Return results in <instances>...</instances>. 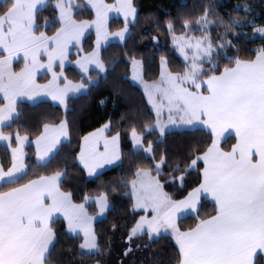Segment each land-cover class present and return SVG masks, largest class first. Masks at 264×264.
I'll return each mask as SVG.
<instances>
[{
	"label": "snow or ice",
	"instance_id": "1",
	"mask_svg": "<svg viewBox=\"0 0 264 264\" xmlns=\"http://www.w3.org/2000/svg\"><path fill=\"white\" fill-rule=\"evenodd\" d=\"M87 4L94 10V18H77L80 6L76 0H7L0 9V94L6 101L0 107V141L10 148L9 159L0 160V264H63L56 258L60 235L54 227L61 218L66 221L67 234L82 238L80 250L98 253L97 216L115 210L108 192L94 198L84 196L83 203H76L72 192L62 190L66 169L58 167L49 175L29 179L25 161L29 136L20 129L14 134L5 131L9 122L21 115L17 106L20 97L36 100L46 95L63 106L64 115L55 124L44 123L36 136L37 166L51 164L65 141L71 147L70 94L99 84L90 75L93 66L105 80L110 72L116 73L119 61L106 64L102 49L113 37L124 41L140 19L134 0H118L116 4L87 0ZM218 6L209 0L195 6L202 14L178 18L179 35L176 26L167 23L174 48L185 61L182 71H173L167 57L162 56L159 78L149 82L144 79V61L129 57L132 79L143 86L146 103L151 106L149 113H155L151 121L140 119L141 113L129 121L133 156L123 155V127L116 130L111 121L83 136L81 147L72 154V160L83 165L90 176L105 165L128 161L131 179L120 181L119 187L129 189L125 195L130 197L133 213H142L129 228L130 245L133 238L148 236L158 242L166 234L178 246L174 256L157 255L152 264H264V47L248 58L237 39L247 35L243 29L248 26L254 29L253 36H264V21L257 25L254 4H237L245 15L232 17L229 13L228 20L217 13ZM260 7L264 9V3ZM48 8L52 9V35L41 30L49 27L47 18L40 21L41 10ZM112 12L123 15V27L116 31L109 24ZM214 25L223 27L219 39L213 38ZM90 29L95 32V41L85 51ZM73 47L79 56L74 63L86 74L88 84L73 82L64 73L66 63L72 62L69 55ZM17 59L22 64L19 70L14 67ZM41 70L51 73L46 84L37 82ZM115 83L114 90L120 94L119 81ZM137 120L139 129L134 126ZM175 125L206 127L212 136L210 146H190L183 163L174 162L177 158L170 157L161 145L169 127ZM109 131L114 134L105 135ZM152 133L159 138L149 139ZM226 133H232L235 141L227 149L222 146L227 143ZM64 162H68L67 157ZM201 168L198 186L183 198H174L165 190L166 185L183 186L186 176ZM177 172L179 176L165 178ZM202 196L211 198L213 214L201 217ZM89 201L98 205L95 215L86 207ZM182 214H192L195 225L182 228ZM135 250L130 246L124 255Z\"/></svg>",
	"mask_w": 264,
	"mask_h": 264
},
{
	"label": "trees",
	"instance_id": "2",
	"mask_svg": "<svg viewBox=\"0 0 264 264\" xmlns=\"http://www.w3.org/2000/svg\"><path fill=\"white\" fill-rule=\"evenodd\" d=\"M85 6L78 11L77 17L82 19L94 18L93 10L85 4L84 0H78ZM139 11V25L127 35L123 42L115 41L108 44L102 49V55L106 64L111 66L113 60H118L116 73H109L108 79L105 80L103 75H99V84L91 86L89 90L79 96L71 97L69 108L72 109L69 114V120L72 122L71 147L68 142H64V147L58 154L57 158L51 164L37 166L35 159V146L30 143L26 146L27 156L26 163L29 168V179L36 178L39 175H49L53 169L59 167L60 170L67 171V175L61 177L62 190L73 193L76 203H83L84 196L104 194L108 192L109 201L115 205V210L96 220L95 229L99 238L100 252L85 253L78 248L82 243V238H78L66 233V221L59 219L54 224L55 229L60 235V242L57 247L56 258L63 261V264H152V260L157 255L174 256L177 250L175 241L165 234V238L158 242H153L148 236L143 238H133L131 245L128 241L129 228L133 221L139 218L142 213H133L129 203L130 197L125 195L129 191L127 187H119V182L131 179L128 172V161L123 165L114 166L102 171L101 173L89 178L83 165L72 160V154L81 146L82 137L90 132L101 128L104 124L111 121L113 128L122 131V139L127 140L129 131V121L137 113H141L140 119L151 121L154 119V113H149L150 106L146 103V96L143 89L135 84L130 78L131 62L129 57L144 61L146 74L144 79L154 81L159 78V61L162 56L167 57L170 67L173 71H182L185 61L178 50L174 48L171 34L166 30V25L171 21L177 28V35L182 32L178 18H192L201 13L198 4H207L209 0H134ZM7 0L0 1V9L4 7ZM219 6L217 13L225 20L229 19V13L232 17L237 15L243 16L245 12L243 7L237 8V4H254L256 5L257 17L256 23L259 26L264 21V9L260 5L264 0H215ZM45 18L49 20V27L46 30L49 35L53 34L52 9L41 10L40 21ZM112 31L123 27V18L115 17L109 21ZM58 27V25H56ZM240 31V29H237ZM254 29L251 26L243 29L247 35H241L237 39L240 42V48L245 57L254 58L255 50L264 47V37L252 35ZM223 32V27L213 26L212 35L214 39H219L218 33ZM93 32H91L85 41V50L87 51L92 42ZM197 36L200 32L195 33ZM153 37L158 38L153 40ZM230 39L232 37H229ZM126 45V47H125ZM73 53L70 57H74ZM75 75H79L76 70H72ZM94 73V71H92ZM115 77V80L113 79ZM119 81L120 94L114 90L115 81ZM103 102V103H102ZM18 111L21 115L6 127V132L15 133L17 129L21 133H27L29 139L34 141L40 133L44 123H56L64 115L63 109L53 104L51 101L40 100L35 102L20 101L17 104ZM134 126L139 129V120L135 121ZM114 133V132H111ZM149 139L155 141L159 137L152 133ZM165 144L162 148L168 149L170 157H176L177 161L183 163V156L190 146L196 148H207L210 146L212 136L205 128L171 130L164 138ZM227 143L223 146L227 149L230 144L234 143L233 137L228 138ZM7 147L0 143V160L9 159ZM135 151L130 147H123L125 157L133 156ZM65 157L68 162L65 163ZM140 159L142 157H134ZM145 166H148L146 163ZM171 165L166 171H169ZM202 168L200 171H193L186 176L183 186L179 184L166 185V190L174 198H183L187 192L198 186L201 180ZM172 175L179 176L180 173H170L166 179H171ZM115 188V191L112 189ZM203 209L201 217L214 213L213 202L207 198L201 199ZM91 214L96 213V206L93 202L86 204ZM196 220L192 214L183 216L180 220L182 228L194 226ZM113 225H116L113 230ZM134 247L136 250L129 256L124 253L128 247Z\"/></svg>",
	"mask_w": 264,
	"mask_h": 264
},
{
	"label": "rangeland",
	"instance_id": "3",
	"mask_svg": "<svg viewBox=\"0 0 264 264\" xmlns=\"http://www.w3.org/2000/svg\"><path fill=\"white\" fill-rule=\"evenodd\" d=\"M84 2H85V4H87V0H84ZM104 2H106V3H108V4H116V3H118V0H104ZM76 3L80 6V10L81 9H83L84 8V4L83 3H80L78 0H76ZM87 6H89L88 4H87ZM93 12H94V10H93ZM115 17H121V18H123V15L121 14V13H116V12H112V13H109V21L112 19V18H115ZM78 18V17H77ZM80 19V18H79ZM82 19H86V18H82ZM91 32H93L94 34H93V36H92V39H90L89 40V42H92V44L94 43V41H95V32H94V30H89V33H88V35L91 33ZM87 35V36H88ZM256 36H258V37H264V36H262L261 34H256ZM127 37V36H126ZM126 39V38H125ZM115 41H119V40H117L116 38H112V39H110V41L108 42V44H110L111 42H115ZM119 42H123V41H119ZM108 44H106L104 47H106ZM77 48L76 47H73L71 50H70V53L72 52L75 56L74 57H70L69 56V61H72L71 63H66V65H65V68H64V73H65V75L67 76V78L69 79V80H72L73 82H76V83H79V82H81L82 80L84 81V83L85 84H88L89 82L85 79V75L86 74H84V73H82V71L79 69V67L74 63V61L76 60V59H79V56L77 55ZM86 51V50H85ZM179 52V51H178ZM181 55V54H180ZM182 56V55H181ZM183 57V56H182ZM139 60V59H138ZM106 63V62H105ZM19 67H22V64L20 63V61H18L17 62V67H16V69L17 70H19ZM72 70H76L78 73H79V75H75V73L72 71ZM92 71H94V73L92 72ZM41 72H43L42 73V75L39 77V83L40 84H46V83H48V81H50L51 80V73L50 72H45L44 70H41ZM40 72V73H41ZM90 75L94 78V80H98L99 79V75H103V74H99L98 73V70L97 69H95V67L93 66V68L90 70ZM132 75H133V72H132V65H131V73H130V75H129V78L135 83V84H137V85H139L142 89H143V86L142 85H140L139 84V82L138 81H134L133 79H132ZM151 82V81H150ZM91 86H89V88H90ZM89 88L87 89V90H82L81 92H79V93H74V94H70L71 95V97H75V96H79L80 94H82V93H85V92H87L88 90H89ZM40 100H47V101H51L53 104H57V105H59L62 109H63V106L62 105H60L57 101H52L51 100V98L50 97H48V96H46V95H41V96H39V97H37V99L36 100H33V102L34 101H40ZM6 103V101H4L3 99H2V94H0V107H3V105ZM69 106V105H68ZM150 106V105H149ZM151 107V106H150ZM63 111H64V109H63ZM154 113V112H153ZM154 115H155V113H154ZM63 118V117H62ZM108 123V122H107ZM106 123V124H107ZM50 124H55V123H50ZM105 125V124H104ZM103 125V126H104ZM103 126L101 127V128H103ZM112 126H113V123H112ZM101 128H99V129H101ZM201 128H205V129H207L206 127H201ZM99 129H97V130H94V131H92V132H90V133H93V132H96V131H98ZM183 129H194V128H192V127H188V126H181V125H175V126H170L169 127V131H171V130H183ZM208 130V129H207ZM89 133V134H90ZM14 134V133H13ZM22 134H24V133H22ZM114 133H111V131H109V132H106L105 133V135H108V136H111V135H113ZM231 133H226L225 134V138H226V140L228 139V138H230V137H233V136H231L230 135ZM88 135V134H87ZM127 140H123L122 139V137H121V141H120V149H121V151H122V153H123V147H130L131 149H133L134 151H135V149H134V146H133V144H132V141H131V139H130V131H128L127 132ZM234 139V138H233ZM30 140V139H29ZM34 141H31L30 140V143H33ZM235 142V141H234ZM0 143H1V145H3V146H5V147H7V149H8V153H9V155H10V148L7 146V144H6V142H4V141H0ZM30 143H28V144H30ZM28 144H26L25 145V152L27 153V151H26V146L28 145ZM81 145H82V141H81ZM13 146L15 147V146H17V144H16V142L14 141L13 142ZM34 146H35V143H34ZM223 146V145H222ZM81 147V146H80ZM224 147V146H223ZM226 149V148H225ZM101 150H103L102 148H101ZM27 156V155H26ZM35 159H36V161H37V156H36V151H35ZM25 161H26V157H25ZM114 166H116V164H112V165H105L103 168H101V169H99L98 171H97V173L95 174V175H97V174H99V173H101L102 171H104V170H106V169H109V168H111V167H114ZM85 169V168H84ZM85 171H86V174H87V176L89 177V178H91V177H93V176H95V175H89L88 174V172H87V170L85 169ZM202 172V171H201ZM166 190V189H165ZM167 191V190H166ZM101 195H103V194H98V195H90L89 197H97V196H101ZM90 202H93L94 204H95V206H96V213H97V211H98V205L94 202V201H89L88 203H90ZM87 207V206H86ZM88 211H89V209H88ZM90 213V212H89ZM96 213H94L93 215H95ZM91 214V213H90ZM107 214H105L104 216H97V219L96 220H100V219H102V218H104L105 216H106ZM183 216H186V214H182V217ZM83 252H85V253H89V252H87V250H82ZM93 252H95V251H93ZM93 252H91V253H93Z\"/></svg>",
	"mask_w": 264,
	"mask_h": 264
},
{
	"label": "crops",
	"instance_id": "4",
	"mask_svg": "<svg viewBox=\"0 0 264 264\" xmlns=\"http://www.w3.org/2000/svg\"><path fill=\"white\" fill-rule=\"evenodd\" d=\"M0 1H1V0H0ZM71 53H72V52H71ZM71 53H70V54H71ZM69 56H70V55H69ZM18 61H20V60L17 59L16 61H14V67H17V62H18ZM42 73H43V72L37 74V82H38V83H39V77L42 75ZM20 101L33 102V100H28V99L25 98V97H20V98L18 99V101H17V104H18V102H20ZM34 102H35V101H34ZM230 135L233 136L232 133H231ZM34 141H35V140H34ZM33 144H34V142H33ZM202 198H207V199H209L210 201H212L210 197H204V196H202L201 199H202ZM186 215H188V214H186Z\"/></svg>",
	"mask_w": 264,
	"mask_h": 264
}]
</instances>
